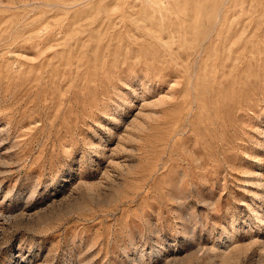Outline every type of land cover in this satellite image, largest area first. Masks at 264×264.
I'll return each mask as SVG.
<instances>
[{
	"label": "rangeland",
	"instance_id": "obj_1",
	"mask_svg": "<svg viewBox=\"0 0 264 264\" xmlns=\"http://www.w3.org/2000/svg\"><path fill=\"white\" fill-rule=\"evenodd\" d=\"M0 264H264V0H0Z\"/></svg>",
	"mask_w": 264,
	"mask_h": 264
}]
</instances>
